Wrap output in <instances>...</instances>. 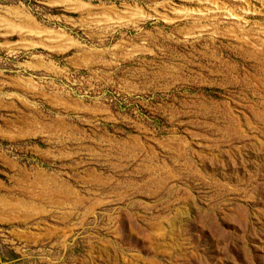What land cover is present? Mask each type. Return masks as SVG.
I'll return each mask as SVG.
<instances>
[{
	"label": "rangeland",
	"instance_id": "rangeland-1",
	"mask_svg": "<svg viewBox=\"0 0 264 264\" xmlns=\"http://www.w3.org/2000/svg\"><path fill=\"white\" fill-rule=\"evenodd\" d=\"M0 264H264V0H0Z\"/></svg>",
	"mask_w": 264,
	"mask_h": 264
}]
</instances>
